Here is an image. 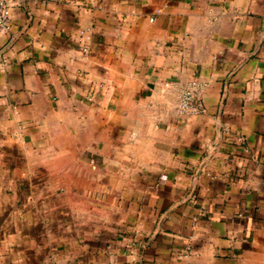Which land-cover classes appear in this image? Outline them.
<instances>
[{"label": "crops", "instance_id": "obj_1", "mask_svg": "<svg viewBox=\"0 0 264 264\" xmlns=\"http://www.w3.org/2000/svg\"><path fill=\"white\" fill-rule=\"evenodd\" d=\"M7 1L0 264H264V0Z\"/></svg>", "mask_w": 264, "mask_h": 264}, {"label": "built area", "instance_id": "obj_2", "mask_svg": "<svg viewBox=\"0 0 264 264\" xmlns=\"http://www.w3.org/2000/svg\"><path fill=\"white\" fill-rule=\"evenodd\" d=\"M150 21L153 18L149 19ZM10 29V5L7 0H0V35L5 34ZM84 54L88 53L86 49ZM206 83L199 80L187 82L180 93L177 104V112L181 115L201 114L205 111L202 95L206 88ZM91 100V97L89 98ZM189 250V249H187ZM186 256V254L184 255Z\"/></svg>", "mask_w": 264, "mask_h": 264}]
</instances>
